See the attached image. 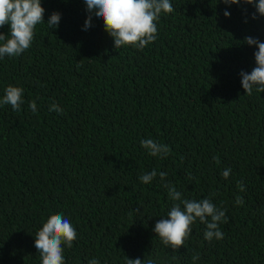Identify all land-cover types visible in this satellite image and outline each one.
Listing matches in <instances>:
<instances>
[{
  "label": "trees",
  "instance_id": "16d2710c",
  "mask_svg": "<svg viewBox=\"0 0 264 264\" xmlns=\"http://www.w3.org/2000/svg\"><path fill=\"white\" fill-rule=\"evenodd\" d=\"M170 2L157 39L138 50L115 49L95 17L84 31L83 0H41L44 20L59 12V26L38 24L27 51L0 59V97L8 85L24 89L20 111L0 106V264H40L33 236L61 213L77 232L65 264H264V92L245 94L239 76L255 66L243 41L264 42V17L246 4ZM148 138L170 154L148 155ZM165 182L224 210V238L206 241L197 221L183 247L166 248L153 232L173 203Z\"/></svg>",
  "mask_w": 264,
  "mask_h": 264
},
{
  "label": "clouds",
  "instance_id": "9594fccd",
  "mask_svg": "<svg viewBox=\"0 0 264 264\" xmlns=\"http://www.w3.org/2000/svg\"><path fill=\"white\" fill-rule=\"evenodd\" d=\"M219 2L226 6L252 5L255 12L251 14V18L264 17V0H219ZM83 3L87 12L83 30L87 31L91 27L93 17L97 21H103V30L112 38L115 49L131 46L143 50L157 39V22L161 15L175 11L170 0H83ZM44 12L41 0H0V28L8 25L7 34L0 32V59L18 57L27 51L32 46L38 24L46 23L49 29H56L59 26L61 20L59 12H52L47 21L44 20ZM223 15L229 17L230 13L224 11ZM244 22L246 23L247 20ZM243 42L256 48L253 53L255 66L250 72L239 73L244 93L251 96L253 90L258 93L264 92V42L250 36L245 37ZM23 96L22 87L8 85L4 89V95L0 97V106L10 105L18 112L24 103ZM29 108L35 113L36 103L29 102ZM49 111L63 114V109L56 104H52ZM140 146L148 155L160 159L170 154L168 145L151 138L142 139ZM213 160L217 164L220 163L219 157L214 156ZM230 173L231 169L225 168L221 175L227 179ZM157 175V171L153 169L140 175L139 180L143 184H149ZM166 177V172L159 173L162 182ZM163 186L173 203L166 217L157 220L153 232L166 248L177 252L183 247L192 232V225L197 221L205 225L203 236L206 241H219L224 238V233L220 229L221 223H227L224 210L217 208L209 198L182 199L181 192L177 191L170 182H165ZM237 188L240 192L246 190L243 181H237ZM235 204L243 205V198L236 196ZM33 237L40 264H65V248H72L77 232L71 221L62 213L52 214L42 223ZM199 259L198 253L192 256L194 262ZM87 264H100V260L93 257L87 261ZM125 264H154V261L150 258L142 260L125 257Z\"/></svg>",
  "mask_w": 264,
  "mask_h": 264
}]
</instances>
